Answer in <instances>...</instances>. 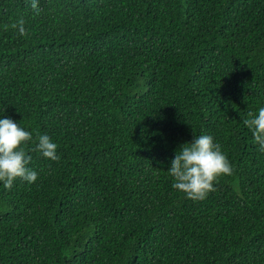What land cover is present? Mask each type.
Returning a JSON list of instances; mask_svg holds the SVG:
<instances>
[{
  "label": "trees",
  "instance_id": "16d2710c",
  "mask_svg": "<svg viewBox=\"0 0 264 264\" xmlns=\"http://www.w3.org/2000/svg\"><path fill=\"white\" fill-rule=\"evenodd\" d=\"M31 3L0 0V118L38 173L0 182V264H264V0ZM204 134L234 173L197 201L168 169Z\"/></svg>",
  "mask_w": 264,
  "mask_h": 264
},
{
  "label": "clouds",
  "instance_id": "9594fccd",
  "mask_svg": "<svg viewBox=\"0 0 264 264\" xmlns=\"http://www.w3.org/2000/svg\"><path fill=\"white\" fill-rule=\"evenodd\" d=\"M32 9L39 14V0H32ZM21 36L27 35L23 18L11 25ZM243 119L253 133L254 142L264 151V107L258 114L248 113ZM32 133L11 118H0V182L11 189L17 179L33 183L38 173L28 167L32 157L25 147L32 140ZM36 151L45 158L58 160L57 144L47 134H38ZM168 173L173 177L172 187L192 200H203L216 190L215 184L221 176L234 173L229 158L221 150V145L211 135L196 136L191 142L181 146L171 162Z\"/></svg>",
  "mask_w": 264,
  "mask_h": 264
}]
</instances>
